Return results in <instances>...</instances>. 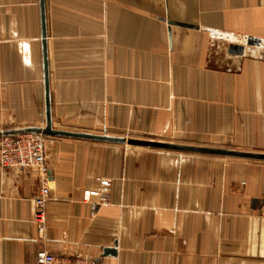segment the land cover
<instances>
[{
	"label": "crops",
	"instance_id": "1",
	"mask_svg": "<svg viewBox=\"0 0 264 264\" xmlns=\"http://www.w3.org/2000/svg\"><path fill=\"white\" fill-rule=\"evenodd\" d=\"M169 20L264 38V0H44V27L0 0V130L46 125L45 44L54 129L264 153V60L206 64L209 32ZM45 162L41 233L40 174L0 164V264H264V161L46 136Z\"/></svg>",
	"mask_w": 264,
	"mask_h": 264
},
{
	"label": "water",
	"instance_id": "2",
	"mask_svg": "<svg viewBox=\"0 0 264 264\" xmlns=\"http://www.w3.org/2000/svg\"><path fill=\"white\" fill-rule=\"evenodd\" d=\"M42 9V21L44 27V0H41ZM169 24H177L190 28H200L206 30L210 34V43L207 54L206 64H218L222 70L239 72L242 66L244 58L264 60V38L252 35L232 33L217 29H211L207 27H199L189 23H179L175 21H168ZM45 30L43 28V35ZM44 81L46 90V125L44 127H22L14 129L0 130L1 135L24 133V132H36L41 133L44 136H67L76 137L81 139H89L95 141H103L110 143H126L129 145L168 149L175 151L197 152L212 155H220L234 158H245L251 160L264 161L263 152L236 150L229 148H216L200 145L181 144L166 141H156L147 139H138L123 136H112L107 134H93L86 132H74L54 129L52 127V121L50 116V104H49V89H48V73H47V60H46V48L44 44ZM107 252H115L114 250H106Z\"/></svg>",
	"mask_w": 264,
	"mask_h": 264
},
{
	"label": "built area",
	"instance_id": "3",
	"mask_svg": "<svg viewBox=\"0 0 264 264\" xmlns=\"http://www.w3.org/2000/svg\"><path fill=\"white\" fill-rule=\"evenodd\" d=\"M46 136L36 132L15 133L0 136V164L13 167L35 168L40 174L41 187L34 199V221L38 232L45 229L46 202L50 196V187L45 162ZM100 187L87 191L86 196L98 195L102 203L108 201L110 179H99ZM27 264H91L89 259L79 253L55 255L47 250L37 253L36 260Z\"/></svg>",
	"mask_w": 264,
	"mask_h": 264
},
{
	"label": "rangeland",
	"instance_id": "4",
	"mask_svg": "<svg viewBox=\"0 0 264 264\" xmlns=\"http://www.w3.org/2000/svg\"><path fill=\"white\" fill-rule=\"evenodd\" d=\"M166 142H174V143H181V144H185V142H182V141H175V140H173V141H169V140H167ZM194 145V144H193ZM201 146V145H200ZM228 146V145H227ZM208 147H216V146H208ZM216 148H224V147H219V146H217ZM238 148V149H237ZM237 148H235L236 150H242V149H239V148H241V147H237ZM229 149H233V148H229ZM247 151V150H246Z\"/></svg>",
	"mask_w": 264,
	"mask_h": 264
}]
</instances>
